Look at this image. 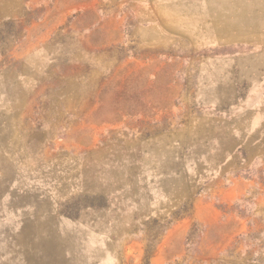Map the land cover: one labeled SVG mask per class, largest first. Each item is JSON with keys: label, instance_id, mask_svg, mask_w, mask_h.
Wrapping results in <instances>:
<instances>
[{"label": "rangeland", "instance_id": "obj_1", "mask_svg": "<svg viewBox=\"0 0 264 264\" xmlns=\"http://www.w3.org/2000/svg\"><path fill=\"white\" fill-rule=\"evenodd\" d=\"M0 264H264V0H0Z\"/></svg>", "mask_w": 264, "mask_h": 264}, {"label": "bare ground", "instance_id": "obj_2", "mask_svg": "<svg viewBox=\"0 0 264 264\" xmlns=\"http://www.w3.org/2000/svg\"><path fill=\"white\" fill-rule=\"evenodd\" d=\"M253 17V16H252ZM254 18V17H253Z\"/></svg>", "mask_w": 264, "mask_h": 264}]
</instances>
